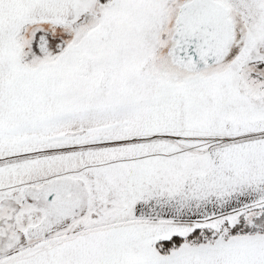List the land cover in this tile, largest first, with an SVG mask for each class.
<instances>
[{
    "label": "snow or ice",
    "instance_id": "obj_1",
    "mask_svg": "<svg viewBox=\"0 0 264 264\" xmlns=\"http://www.w3.org/2000/svg\"><path fill=\"white\" fill-rule=\"evenodd\" d=\"M0 264H264V0H0Z\"/></svg>",
    "mask_w": 264,
    "mask_h": 264
}]
</instances>
